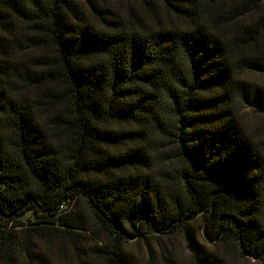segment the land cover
<instances>
[{
    "label": "trees",
    "instance_id": "16d2710c",
    "mask_svg": "<svg viewBox=\"0 0 264 264\" xmlns=\"http://www.w3.org/2000/svg\"><path fill=\"white\" fill-rule=\"evenodd\" d=\"M246 107L264 0H0V264H179L129 248L147 233L264 262Z\"/></svg>",
    "mask_w": 264,
    "mask_h": 264
},
{
    "label": "rangeland",
    "instance_id": "374dc122",
    "mask_svg": "<svg viewBox=\"0 0 264 264\" xmlns=\"http://www.w3.org/2000/svg\"><path fill=\"white\" fill-rule=\"evenodd\" d=\"M257 79H260L257 77ZM243 121L249 130V132L256 138H264V114L257 112L251 107L244 108L243 112ZM32 213H28L25 218H23L24 221L28 219V217H31ZM204 226V220L202 217H199L196 221V227L198 229L202 228ZM168 243V244H167ZM131 245L129 248L136 252L143 254L147 259L150 256V252L152 249H154V253L157 254L158 252H162V248H164V251L168 248L173 251L174 257L176 252V257L179 262V264H193L192 263V255L189 252L184 236L181 233H176L174 235H161L160 237H157L156 235L152 233H147L146 237L138 236L137 238H134L131 240ZM174 246V247H171ZM242 250V249H241ZM228 252L230 254L229 256V263L231 264H264L263 261H260L257 258H253L249 255H247L243 250L240 254V251L235 248H229ZM235 255L238 256V258H235Z\"/></svg>",
    "mask_w": 264,
    "mask_h": 264
}]
</instances>
